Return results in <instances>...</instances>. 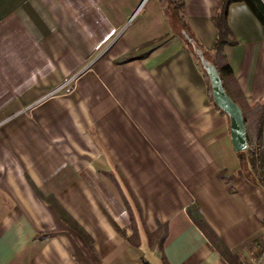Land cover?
<instances>
[{
	"label": "crops",
	"instance_id": "1",
	"mask_svg": "<svg viewBox=\"0 0 264 264\" xmlns=\"http://www.w3.org/2000/svg\"><path fill=\"white\" fill-rule=\"evenodd\" d=\"M182 1L210 51L223 0ZM226 21L236 85L264 104V24L244 1ZM195 58L161 0H0V264H228L192 208L240 264H264V191ZM164 229L159 251L146 232Z\"/></svg>",
	"mask_w": 264,
	"mask_h": 264
},
{
	"label": "trees",
	"instance_id": "2",
	"mask_svg": "<svg viewBox=\"0 0 264 264\" xmlns=\"http://www.w3.org/2000/svg\"><path fill=\"white\" fill-rule=\"evenodd\" d=\"M237 1H244L260 22L264 24V5L260 0H223L219 10L215 11L211 17L217 30V36L213 48L210 51H206L197 42L185 20L183 1L161 0V2H163V10L168 18L173 34L182 40L188 51L191 53V46L183 39L181 34L182 30H185L193 37L203 51L204 56L215 66L226 95L240 107L245 125L248 149L237 152L238 160L247 179L258 185L264 191V104L249 105L243 99L241 92L236 85L235 78L231 72V68L227 62V55L225 53L227 48L233 47L236 44V40L227 25L226 15L229 4ZM129 60H131L130 56L121 59L120 62H127ZM195 60L198 62L197 58H195ZM204 78L210 96L209 82L205 73ZM47 200L57 211L63 222H65L75 233L83 237L85 241L90 243L91 239L86 232L54 200ZM188 213L194 224L228 264H240V258L237 255L232 254L222 244L219 238L202 220L195 208L188 209ZM146 235L149 244L153 248H157L161 251L166 237L165 229L160 236L148 232H146ZM136 237V234H133L129 239L135 246L137 245ZM162 262L163 264H167L164 258H162Z\"/></svg>",
	"mask_w": 264,
	"mask_h": 264
},
{
	"label": "water",
	"instance_id": "3",
	"mask_svg": "<svg viewBox=\"0 0 264 264\" xmlns=\"http://www.w3.org/2000/svg\"><path fill=\"white\" fill-rule=\"evenodd\" d=\"M181 34L183 39L191 46L193 55L198 59L208 78L210 96L214 106L228 117L233 149L236 152L247 150L248 142L240 107L226 95L215 66L204 56L203 51L193 37L185 30H182Z\"/></svg>",
	"mask_w": 264,
	"mask_h": 264
}]
</instances>
